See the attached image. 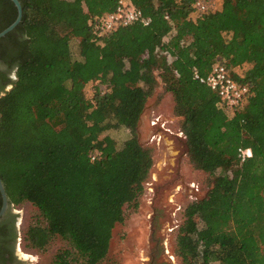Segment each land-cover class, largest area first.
I'll return each instance as SVG.
<instances>
[{
    "label": "trees",
    "instance_id": "trees-1",
    "mask_svg": "<svg viewBox=\"0 0 264 264\" xmlns=\"http://www.w3.org/2000/svg\"><path fill=\"white\" fill-rule=\"evenodd\" d=\"M20 1L21 22L0 39V59L16 67L0 95V175L11 205L1 234L13 227L17 236L11 207L30 202L38 215L24 232L28 247L59 237L68 247L53 264H100L150 177L153 149L136 131L161 82L191 164H209L215 176L226 163L222 181L185 207L175 254L183 264H264V0H222L195 20V0H131L149 24L102 36L91 21L119 0ZM16 17L13 1L0 0V31ZM218 59L250 65L239 78L250 95L231 115L194 74L206 76ZM123 128L131 136L118 147L106 132ZM240 149L252 155L242 160Z\"/></svg>",
    "mask_w": 264,
    "mask_h": 264
},
{
    "label": "rangeland",
    "instance_id": "rangeland-1",
    "mask_svg": "<svg viewBox=\"0 0 264 264\" xmlns=\"http://www.w3.org/2000/svg\"><path fill=\"white\" fill-rule=\"evenodd\" d=\"M75 56L78 57L77 49ZM156 68L158 75V66ZM92 88L91 85L86 87V98L91 97ZM153 121L157 126L168 129L164 134L160 133V140L153 136L156 129ZM179 125L180 119L173 114L172 96L163 93L160 82L147 100L136 131L138 142L153 149L154 165L145 182L144 193L136 203L125 206V219L116 224L109 253L100 264H149L150 251L159 240L162 250L156 253L157 262L183 264L175 249L184 209L189 202L204 197L212 186L222 181V177L217 179L216 175L226 171L223 170L225 162L215 176L208 173L209 164L193 166L186 140L176 134L180 130ZM106 133L116 140L118 147L131 136V132L124 128L111 129ZM11 211L17 215L16 253L20 264H53L57 251L68 247L67 242L54 237L44 249L28 247L24 232L36 221L38 210L30 202H24L12 206ZM153 233L158 239L156 242H152Z\"/></svg>",
    "mask_w": 264,
    "mask_h": 264
},
{
    "label": "built area",
    "instance_id": "built-area-1",
    "mask_svg": "<svg viewBox=\"0 0 264 264\" xmlns=\"http://www.w3.org/2000/svg\"><path fill=\"white\" fill-rule=\"evenodd\" d=\"M222 3V4H221ZM223 5L222 0H195L190 18L195 20L198 16L209 13L211 11L220 10ZM222 9V8H221ZM135 22H142L145 25L149 24L150 19L145 18L142 10L137 8L131 0H119L116 9L112 12H107L102 16L91 21L93 32L97 36L109 34L119 27L128 26ZM172 60V59H171ZM195 78L206 84L218 95L217 107L226 109L228 115L234 109H239L243 106L244 101L250 95V87L247 83H243L233 73L231 68H228L223 60L218 59L212 66L211 71L202 76L195 71ZM153 123H157L153 121ZM168 130V129H167ZM178 136L184 137L181 130L176 133ZM159 140L161 137L154 136ZM240 158L244 160L252 155L250 149H240ZM100 152H94L90 155L92 161L98 159Z\"/></svg>",
    "mask_w": 264,
    "mask_h": 264
},
{
    "label": "flooded vegetation",
    "instance_id": "flooded-vegetation-1",
    "mask_svg": "<svg viewBox=\"0 0 264 264\" xmlns=\"http://www.w3.org/2000/svg\"><path fill=\"white\" fill-rule=\"evenodd\" d=\"M16 79V67L10 65V63H6L2 59H0V95L3 94L4 91L9 90L12 87V81ZM3 90V91H2ZM154 128L153 136L161 137L160 133L164 134V131H167L163 126H157V123H152ZM159 133V134H158ZM9 210V209H8ZM8 212V211H7ZM4 217L0 219V224L3 222ZM17 229V222H16ZM152 234V242H156L158 239ZM18 241V237H14V228L10 227L7 235H2L0 232V252L6 251V256L9 257V260L6 261L7 264H19L18 255L16 253V242ZM160 241V240H159ZM157 241L153 249H151L149 254V264H165L157 262V254L160 253L162 247H160V242ZM12 260L14 262H12ZM0 264H4V260L0 257Z\"/></svg>",
    "mask_w": 264,
    "mask_h": 264
},
{
    "label": "water",
    "instance_id": "water-1",
    "mask_svg": "<svg viewBox=\"0 0 264 264\" xmlns=\"http://www.w3.org/2000/svg\"><path fill=\"white\" fill-rule=\"evenodd\" d=\"M12 1L17 8V17L14 20V22H12L8 27H6L2 31H0V39L3 38L4 36H6V34L11 32L12 30H14L18 26V24L21 22L22 17H23V7H22L21 1L20 0H12ZM0 193L2 196V206L0 209V219H1L2 217L5 216L9 207L11 206L9 198H8L6 190H5L4 183H3L2 178H1V175H0Z\"/></svg>",
    "mask_w": 264,
    "mask_h": 264
},
{
    "label": "crops",
    "instance_id": "crops-1",
    "mask_svg": "<svg viewBox=\"0 0 264 264\" xmlns=\"http://www.w3.org/2000/svg\"><path fill=\"white\" fill-rule=\"evenodd\" d=\"M222 4V3H221ZM222 8V5L220 7V10ZM250 68V65L248 63H244L240 66L234 67L232 68L233 73H235V75L238 78H243L245 73L247 72V70ZM170 94V93H169ZM171 95V94H170ZM185 139V136L183 137ZM186 140V139H185Z\"/></svg>",
    "mask_w": 264,
    "mask_h": 264
},
{
    "label": "bare ground",
    "instance_id": "bare-ground-1",
    "mask_svg": "<svg viewBox=\"0 0 264 264\" xmlns=\"http://www.w3.org/2000/svg\"><path fill=\"white\" fill-rule=\"evenodd\" d=\"M22 254H23V253H22ZM23 255L28 256V254H23Z\"/></svg>",
    "mask_w": 264,
    "mask_h": 264
}]
</instances>
